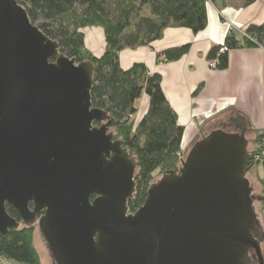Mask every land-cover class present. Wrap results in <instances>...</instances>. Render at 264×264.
Segmentation results:
<instances>
[{
    "label": "water",
    "instance_id": "obj_1",
    "mask_svg": "<svg viewBox=\"0 0 264 264\" xmlns=\"http://www.w3.org/2000/svg\"><path fill=\"white\" fill-rule=\"evenodd\" d=\"M96 72L0 0V238L21 227L9 205L27 228L42 215L54 264H264L246 130L196 142L132 213L139 163L93 106Z\"/></svg>",
    "mask_w": 264,
    "mask_h": 264
},
{
    "label": "trees",
    "instance_id": "obj_2",
    "mask_svg": "<svg viewBox=\"0 0 264 264\" xmlns=\"http://www.w3.org/2000/svg\"><path fill=\"white\" fill-rule=\"evenodd\" d=\"M17 1L26 8L33 23L47 36L59 41L62 53L77 63L93 61L97 65L93 106L111 117V133L116 140L123 142L128 153L139 163L136 170L138 191L129 203L130 211L137 212L145 202L155 174L179 170V154L187 153L186 131L166 98L161 75L150 72L144 63L124 69L119 53L127 45L159 40L169 27L187 28L195 34L204 31L208 24V5L217 0H113L115 7L108 0ZM253 1L246 0V4ZM96 25L102 27L105 38L104 52L100 56L87 50L83 32ZM244 33L242 43L233 32L224 43L228 51L219 54L221 46L214 48L209 61L218 58L217 68L226 70L231 50L244 47L264 49V22L250 25ZM124 35L126 39H122ZM189 49L190 46L186 45L167 50L163 53L164 60H180ZM144 97L148 98V108L141 115L140 105ZM262 152L264 135L255 136L252 153ZM255 166L263 170V175L258 177L264 193V158L262 162L252 163L251 169ZM8 213L19 220L13 207H8ZM1 257L17 264H42L34 243V230L23 226L1 237Z\"/></svg>",
    "mask_w": 264,
    "mask_h": 264
},
{
    "label": "crops",
    "instance_id": "obj_3",
    "mask_svg": "<svg viewBox=\"0 0 264 264\" xmlns=\"http://www.w3.org/2000/svg\"><path fill=\"white\" fill-rule=\"evenodd\" d=\"M263 22L264 0L251 4L246 0H217L208 5L204 31L195 34L187 28L169 27L150 44L127 45L119 58L124 69L144 63L150 72L161 75L166 98L185 128V143L196 141L212 121L232 113L239 116L238 121L248 116L254 128L264 130V49L231 50L226 70L211 68L208 59L214 48L225 43L230 26L243 43L245 29ZM186 45L189 52L180 60L162 59L165 51ZM147 108L148 98L144 97L140 114Z\"/></svg>",
    "mask_w": 264,
    "mask_h": 264
},
{
    "label": "rangeland",
    "instance_id": "obj_4",
    "mask_svg": "<svg viewBox=\"0 0 264 264\" xmlns=\"http://www.w3.org/2000/svg\"><path fill=\"white\" fill-rule=\"evenodd\" d=\"M108 1L112 7H115V5L112 2L113 0H108ZM101 28L102 27L96 25V26L91 27L90 29L83 30V32L86 35L87 50H89L95 56H100L104 52L105 38H104V32ZM162 59H164V57H162ZM139 117H141V116L138 115V118ZM233 117H234V113H232L229 117L227 116V117H223L219 120L216 119L215 121H212L213 123H211L207 128H205V130L202 131V133H204V134L200 138H198L194 142L185 143L187 153L185 155L179 154L180 164L178 166L179 167L178 169L180 170L182 168V161L186 160L188 154L190 153L191 149L193 148V146L195 145L196 142L200 141L203 138V136L204 137L208 136L212 131H215L214 129H217L218 127L222 126L223 124L229 123L231 120H234V119L237 120L239 118V116H236L234 118ZM222 120H224V121H222ZM239 122H240V124H243V122H241V119H239ZM245 123H247L249 125V128H250V132H249V134H247V139L249 141L248 151L251 154H253L252 151L254 148L255 136H259L260 133L264 132V130L259 129V128H254V126L251 124L250 118L248 116L245 117ZM261 130H263V131H261ZM179 170L176 172H179ZM164 174L165 173H160V171L157 172L155 174V179L151 182L150 186L160 182L162 180ZM259 175L260 176L263 175V170L261 167L255 166V167H253V169H251L249 171V173L247 174V178L251 183V187L253 188L252 196L255 197V200H254L255 201L254 202L255 213H256L257 218L261 224V229L264 232V193H263L262 185L259 182V177H258ZM32 229L34 230V243H35L36 249L39 253L42 264H53V259L50 255V252L47 248V245H46L43 237L41 236V234L39 232L38 222L35 224L34 228H32ZM262 252H263V256H264V242L262 243ZM0 264H17V263L13 260L4 259L1 257L0 258Z\"/></svg>",
    "mask_w": 264,
    "mask_h": 264
},
{
    "label": "flooded vegetation",
    "instance_id": "obj_5",
    "mask_svg": "<svg viewBox=\"0 0 264 264\" xmlns=\"http://www.w3.org/2000/svg\"><path fill=\"white\" fill-rule=\"evenodd\" d=\"M242 122H243V124H240V122L238 120H235L234 119V120H231L229 123L223 124V126L220 129H222V130H224L226 132L236 133V134H242L243 131L246 130V133L249 134V132H250L249 125L247 123H245V120L244 121L242 120ZM99 126H101V125H99ZM108 127H109V133H111V131H110V125ZM251 198H252L253 201L255 200V197L252 196ZM8 207H12V206L7 205V210H8ZM31 208H32V204H31ZM16 212H17V210H16ZM17 214H18V212H17ZM18 216H19V220L17 218H14V217L13 218L16 219L18 222H20L21 223V227H23L24 225L22 223V220L20 218V215L18 214ZM256 217H257V215H256ZM41 218H42V215L38 217V219H37V222L38 223H39V221H40ZM257 220H258V218H257ZM258 222H259V220H258ZM35 224L33 226H31V227H28V228H34ZM38 229H39V224H38ZM257 229H258V237L261 238V239L262 238L264 239V232L261 229L260 222L257 225ZM39 232H40V229H39ZM238 264H258V262H257V256H256V254L254 253L253 250H250V249L249 250H246L244 252L243 258L240 260V263H238Z\"/></svg>",
    "mask_w": 264,
    "mask_h": 264
},
{
    "label": "built area",
    "instance_id": "obj_6",
    "mask_svg": "<svg viewBox=\"0 0 264 264\" xmlns=\"http://www.w3.org/2000/svg\"><path fill=\"white\" fill-rule=\"evenodd\" d=\"M233 31H234V27H233V26H230L228 37L233 33ZM228 37H227V38H228ZM227 51H228V49H227L226 45L224 44V45L221 46V48H220V50H219V54H224V53H226ZM209 65H210V67L213 68V69H218L217 66L219 65V59L216 58V59H214V60H210V61H209ZM260 135H264V132L260 133ZM253 157H254V161H255V162H262V160H263V158H264V152L259 153V154H256V155H253Z\"/></svg>",
    "mask_w": 264,
    "mask_h": 264
},
{
    "label": "clouds",
    "instance_id": "obj_7",
    "mask_svg": "<svg viewBox=\"0 0 264 264\" xmlns=\"http://www.w3.org/2000/svg\"><path fill=\"white\" fill-rule=\"evenodd\" d=\"M224 45V44H223Z\"/></svg>",
    "mask_w": 264,
    "mask_h": 264
}]
</instances>
